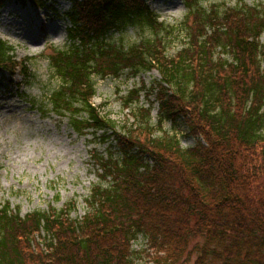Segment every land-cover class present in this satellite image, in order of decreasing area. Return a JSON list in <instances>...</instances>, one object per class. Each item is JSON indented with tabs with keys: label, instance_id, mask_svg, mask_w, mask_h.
<instances>
[{
	"label": "trees",
	"instance_id": "16d2710c",
	"mask_svg": "<svg viewBox=\"0 0 264 264\" xmlns=\"http://www.w3.org/2000/svg\"><path fill=\"white\" fill-rule=\"evenodd\" d=\"M16 1L45 7L48 0ZM182 1L185 39L170 55L172 26L147 0L71 1L64 14L70 47L47 54L60 79L50 110L78 135L112 137L117 155L93 158L100 181L83 198L79 219L69 216L73 203L20 216L4 201L0 264H134L138 235L152 264H178L190 254L192 264H264V8L239 0L219 11ZM128 27L149 35L126 44L110 39ZM26 63L0 38L2 76L18 68L27 79ZM123 70L158 72L156 127L179 118L194 145L155 135L152 104H139L140 88L124 97L133 122L117 130L91 101L93 78Z\"/></svg>",
	"mask_w": 264,
	"mask_h": 264
},
{
	"label": "rangeland",
	"instance_id": "374dc122",
	"mask_svg": "<svg viewBox=\"0 0 264 264\" xmlns=\"http://www.w3.org/2000/svg\"><path fill=\"white\" fill-rule=\"evenodd\" d=\"M72 0H48L45 7L30 3L5 0L0 5V37L13 49L15 59H26L29 75L22 77L16 69L12 75L0 72V205L7 201L20 216L32 211L69 210V216L79 219L87 210L83 198L92 184L99 182L100 171L93 158L108 152L117 155L112 137L102 141L101 132L78 135L51 110L48 98L60 84L47 61L52 47H70L66 41L64 16ZM239 0H199L202 8L222 10ZM249 5L264 8V0H242ZM159 20L172 26L169 31L167 54H173L184 43L185 35L179 22L187 8L182 0H147ZM194 16L189 15L191 23ZM149 35L147 29L128 27L114 32L110 39L133 42ZM264 43V35L260 38ZM160 78L156 70L135 75L123 70L119 76H95V94L91 101L102 114L108 115L117 130L133 122L131 111L124 107V97L132 88H140L139 104H152L150 115L155 135L161 132L175 134L182 147L192 146L197 139L188 133L181 119L164 120L156 127L157 102L153 85ZM92 155V157H91ZM106 186V181H101ZM69 204V205H68ZM39 241L41 237L38 238ZM134 264H152L148 260L146 239L138 235L132 242ZM194 254L187 255L178 264H192Z\"/></svg>",
	"mask_w": 264,
	"mask_h": 264
}]
</instances>
